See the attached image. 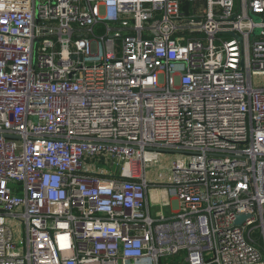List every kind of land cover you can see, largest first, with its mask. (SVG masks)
Instances as JSON below:
<instances>
[{"label": "built area", "instance_id": "2783aa9c", "mask_svg": "<svg viewBox=\"0 0 264 264\" xmlns=\"http://www.w3.org/2000/svg\"><path fill=\"white\" fill-rule=\"evenodd\" d=\"M0 264H264V0H0Z\"/></svg>", "mask_w": 264, "mask_h": 264}, {"label": "rangeland", "instance_id": "374dc122", "mask_svg": "<svg viewBox=\"0 0 264 264\" xmlns=\"http://www.w3.org/2000/svg\"><path fill=\"white\" fill-rule=\"evenodd\" d=\"M175 157L174 153L171 152H162L158 155V164L156 167H150L148 169V179L151 177L152 173L158 174L160 177V180H158V183H163V189L159 191V196L151 198L149 202H151V211L152 214L156 213L157 211L163 212L162 210L166 207L165 206V200L168 197L167 196V187L165 184L168 182V178H164L163 176L169 172L170 166L169 162ZM153 187V186H151ZM19 231L23 232L22 227L17 228ZM18 242V240H17ZM19 246L22 247V244L19 242Z\"/></svg>", "mask_w": 264, "mask_h": 264}, {"label": "crops", "instance_id": "0c3cea01", "mask_svg": "<svg viewBox=\"0 0 264 264\" xmlns=\"http://www.w3.org/2000/svg\"><path fill=\"white\" fill-rule=\"evenodd\" d=\"M165 178V175L163 176ZM160 177L158 174H155V173H152L151 174V177L149 178V182H156L158 183V180H160ZM161 184V183H159ZM163 188L158 186V187H149V191L147 193V197H148V200L150 201L151 198H154V197H157L159 196V191L162 190ZM167 198L165 200V202H170V205H165L166 207L162 210L163 212H159L157 211L156 213H162L164 215H168L169 213H171L172 210H174V208H177L178 206V202H176L174 200V198L171 196V195H168L167 193Z\"/></svg>", "mask_w": 264, "mask_h": 264}, {"label": "water", "instance_id": "95a60500", "mask_svg": "<svg viewBox=\"0 0 264 264\" xmlns=\"http://www.w3.org/2000/svg\"><path fill=\"white\" fill-rule=\"evenodd\" d=\"M248 216H249V214H242V213L236 215L235 216V218H236L235 224L240 225L241 222L244 221L246 219V217H248Z\"/></svg>", "mask_w": 264, "mask_h": 264}]
</instances>
